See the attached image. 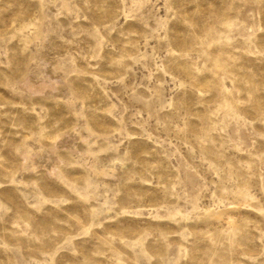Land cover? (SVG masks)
Listing matches in <instances>:
<instances>
[{
    "label": "rangeland",
    "instance_id": "obj_1",
    "mask_svg": "<svg viewBox=\"0 0 264 264\" xmlns=\"http://www.w3.org/2000/svg\"><path fill=\"white\" fill-rule=\"evenodd\" d=\"M0 264H264V0H0Z\"/></svg>",
    "mask_w": 264,
    "mask_h": 264
}]
</instances>
